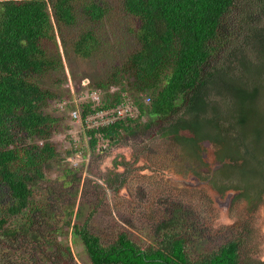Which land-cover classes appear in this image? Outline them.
<instances>
[{"label":"trees","instance_id":"obj_1","mask_svg":"<svg viewBox=\"0 0 264 264\" xmlns=\"http://www.w3.org/2000/svg\"><path fill=\"white\" fill-rule=\"evenodd\" d=\"M237 1L122 0L124 11L137 20L139 47L115 74L89 88L109 94L99 104L88 98L82 112L84 117L100 109L123 112L130 105L109 124L87 129L91 147L159 126L161 137L180 146L204 173L201 178L221 194L236 191L235 200L254 211L264 205V0L261 11L240 8L234 30L229 16ZM81 7L92 21L107 13L96 0H0V240L44 237L32 227L52 208L40 182L58 154L52 130L60 119L46 113L56 94L41 80L64 67L58 38L66 48L67 30L76 25ZM98 41L86 30L72 41V50L90 58ZM226 48L236 68L224 63L208 68ZM147 115L152 118L142 121ZM208 143L217 161L212 169L204 158ZM64 177L65 185L71 182L68 172ZM178 206L147 247L127 231L105 245L87 221L75 224V233L92 264H264L243 261L240 236L194 253ZM190 229L197 233L194 221Z\"/></svg>","mask_w":264,"mask_h":264},{"label":"rangeland","instance_id":"obj_2","mask_svg":"<svg viewBox=\"0 0 264 264\" xmlns=\"http://www.w3.org/2000/svg\"><path fill=\"white\" fill-rule=\"evenodd\" d=\"M96 1L106 7L104 18L92 21L79 8L76 25L67 30L66 48L58 38L64 67L41 80L45 88L56 94L46 113L60 119L52 130L58 154L46 164V178L40 182L41 196L50 200L52 208L47 218H40L32 227V231L41 232L44 237L35 242L24 235L19 240H0V264H92L82 239L75 233V224L81 226L86 221L105 245L112 243L121 231H127L147 247L169 224L167 219L178 204L182 205L178 211L183 213L184 229L190 235V249L194 253L215 249L240 236L243 261L264 259V205L254 215L243 199L231 203L235 192L220 195L213 190L211 183L201 178L203 171L200 175L198 167L185 159L180 146L161 137L159 126H144L137 135L107 140L106 147L105 141H99L94 148L86 141V130L72 118V108L82 110L88 98H92L88 89L115 74L139 47L137 20L124 11L122 0ZM261 5L260 0H238L230 13L229 26L236 29L241 9L255 8L258 12ZM261 19L264 21V16ZM241 25L244 27L246 22ZM86 30L95 32L99 40L98 49L90 58L78 56L71 46ZM230 52V48L220 52L208 68L224 63L235 69ZM251 59L257 58L253 54ZM125 86L130 90L128 84ZM108 94L102 89L101 100H106ZM146 95L142 92V96ZM60 98L71 100L69 107H61L64 104L58 102ZM204 158L210 162V169L217 165L209 143ZM66 172L72 180L65 185L62 178ZM193 221L197 233L190 229ZM247 222L251 223L248 230Z\"/></svg>","mask_w":264,"mask_h":264},{"label":"built area","instance_id":"obj_3","mask_svg":"<svg viewBox=\"0 0 264 264\" xmlns=\"http://www.w3.org/2000/svg\"><path fill=\"white\" fill-rule=\"evenodd\" d=\"M92 99L93 101L97 102L98 104L102 101L101 100V95L99 94V92L97 90L92 91ZM63 104H65V102H63ZM63 106V105H61ZM131 110L130 105H126L122 110H115V109H100L99 111L95 112V113H90L88 114L85 118L83 117V121L85 122L86 126L88 128H94V127H99L101 125L104 124H109L111 121H113L115 119V115L119 114L122 112L123 113H127ZM71 116L74 119H82V116L80 114V110L79 109H73L71 110Z\"/></svg>","mask_w":264,"mask_h":264},{"label":"flooded vegetation","instance_id":"obj_4","mask_svg":"<svg viewBox=\"0 0 264 264\" xmlns=\"http://www.w3.org/2000/svg\"><path fill=\"white\" fill-rule=\"evenodd\" d=\"M125 168H126V170L128 169V167H127V165L125 164ZM125 173V176H126V172H124ZM120 180H121V182H123V177H120ZM207 184H209V182H206ZM211 188L213 189V190H215L212 186H211ZM216 192H218L220 195H221V193L219 192V191H217V190H215ZM232 191V190H231ZM227 192H229V191H227ZM227 192H225L224 194H222V195H225ZM233 192H235V195H236V191H233ZM235 195H234V197H235ZM234 197H232V199H231V203L233 204V203H235L237 200H235V199H233ZM259 209V208H258ZM258 209H255L254 211H251V213L252 214H256V212L258 211ZM253 219V218H252ZM245 226L247 227V230H248V228H250L251 227V223H248L247 222V224H245ZM241 242H243L242 240H241ZM259 260H261V261H264V259H259ZM258 259H255V261H259ZM245 262H249V260H247V261H245Z\"/></svg>","mask_w":264,"mask_h":264},{"label":"clouds","instance_id":"obj_5","mask_svg":"<svg viewBox=\"0 0 264 264\" xmlns=\"http://www.w3.org/2000/svg\"><path fill=\"white\" fill-rule=\"evenodd\" d=\"M89 90V89H88ZM99 92V91H98ZM89 92L87 91L86 92V95L88 94ZM100 94V93H99ZM101 95V94H100ZM75 100H76V98H75ZM71 101V100H70ZM70 101H67V100H65L64 102H65V106L66 107H69V102ZM63 103V102H62ZM64 105L63 106H61V107H64ZM73 109H79V107L78 108H72V110ZM80 110V109H79ZM80 114H81V116H82V119L80 120V119H76L83 127H84V130H86L87 131V129H89L87 126H86V124H85V122L83 121V112H82V110H80ZM85 118V117H84ZM100 141H103V140H100ZM104 145V147H106V146H108V142L107 141H105V143L103 144Z\"/></svg>","mask_w":264,"mask_h":264}]
</instances>
